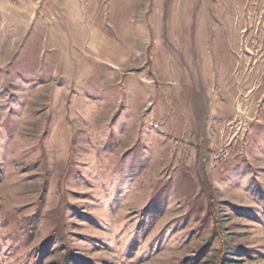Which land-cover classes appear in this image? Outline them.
Here are the masks:
<instances>
[{
	"label": "rangeland",
	"instance_id": "rangeland-1",
	"mask_svg": "<svg viewBox=\"0 0 264 264\" xmlns=\"http://www.w3.org/2000/svg\"><path fill=\"white\" fill-rule=\"evenodd\" d=\"M0 264H264V0H0Z\"/></svg>",
	"mask_w": 264,
	"mask_h": 264
}]
</instances>
